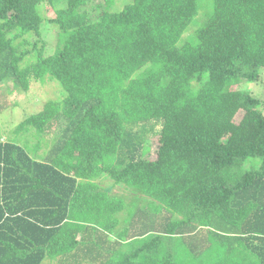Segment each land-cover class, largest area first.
I'll list each match as a JSON object with an SVG mask.
<instances>
[{"label": "trees", "instance_id": "16d2710c", "mask_svg": "<svg viewBox=\"0 0 264 264\" xmlns=\"http://www.w3.org/2000/svg\"><path fill=\"white\" fill-rule=\"evenodd\" d=\"M116 2L0 0V83L61 86L0 140V264H264V0Z\"/></svg>", "mask_w": 264, "mask_h": 264}, {"label": "rangeland", "instance_id": "374dc122", "mask_svg": "<svg viewBox=\"0 0 264 264\" xmlns=\"http://www.w3.org/2000/svg\"><path fill=\"white\" fill-rule=\"evenodd\" d=\"M123 0H117L116 5L122 4ZM46 4H44V15L51 16L49 12L47 13L45 10ZM45 23V22H44ZM43 27V28H42ZM42 30L40 34L35 36L36 38H41L45 49L47 51H51L55 46V33L56 28L50 23L42 26ZM192 29V27H191ZM16 42V41H15ZM24 61H26L24 59ZM60 83L54 79L45 80V82H36L30 85L27 91L20 90L18 84H9L6 81H2L0 83V140H5L8 137L13 139V131L17 123L22 119V117L29 115V113L34 112L47 100H55L58 99L61 95L59 93ZM242 89H245L251 93L255 98H257L261 105V109L264 112V70L261 75V79L256 82H242L240 84ZM19 89V91H17ZM64 125L63 121H59L58 124H55L52 128V136L48 137V142H46L47 138H42L40 141L39 147L33 153L36 157H43L47 152L49 147V143L51 138H54L59 133L60 128ZM28 140L29 143H36V138L31 137L29 134H24L21 142ZM46 142V144L44 143ZM153 143L154 139L147 138V143ZM32 154V153H31ZM32 154V155H33ZM100 185V187H104L107 189H111L112 193H126L127 190L123 188L121 183H114V181L106 175H102L100 180L95 181ZM110 185V186H109ZM108 186V187H106ZM129 192V191H128ZM123 211V209H122ZM41 264H60L56 261H50L48 259L44 260Z\"/></svg>", "mask_w": 264, "mask_h": 264}]
</instances>
